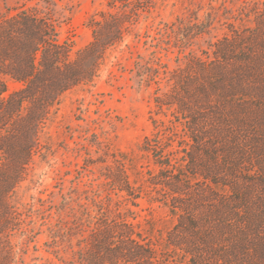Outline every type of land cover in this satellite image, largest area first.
Returning <instances> with one entry per match:
<instances>
[{"label":"trees","instance_id":"obj_1","mask_svg":"<svg viewBox=\"0 0 264 264\" xmlns=\"http://www.w3.org/2000/svg\"><path fill=\"white\" fill-rule=\"evenodd\" d=\"M117 2L120 10L89 18L92 40L73 57L48 17L20 9L0 18V264H264V6L252 25H230L203 56L189 52L175 69L159 57L134 63V75L156 84V105L173 117L140 145L153 164L142 180L145 194L175 218L162 249L127 218L128 209L109 203L110 193L94 194L95 213L62 195L42 217L45 229L22 225L20 216L30 209L22 210L16 187L41 148V132L63 93L93 82L143 1L107 4ZM206 30L205 22L173 23L161 37L185 46ZM9 81L16 88L9 90ZM116 162L106 183L137 205L142 185ZM44 231L46 255L27 261L30 238Z\"/></svg>","mask_w":264,"mask_h":264},{"label":"rangeland","instance_id":"obj_2","mask_svg":"<svg viewBox=\"0 0 264 264\" xmlns=\"http://www.w3.org/2000/svg\"><path fill=\"white\" fill-rule=\"evenodd\" d=\"M107 1L0 0V18L20 9L48 17L58 41L68 46L69 55L73 57L92 40L89 18L99 17L100 11L120 10L119 2L118 8H109ZM142 1L123 41L107 50L93 82L63 93L41 132V148L33 155L24 180L16 187V198L25 205L22 210L30 209L20 216L24 227L45 229L40 225L42 217L54 211L50 208L52 204L63 202L62 195L65 201L71 199L73 205L88 203L95 213L97 207L91 203L94 194L104 198L110 193L109 203L118 204L121 211L128 209L131 216L127 218L162 249L166 231L175 218L160 201L149 200L145 194L148 188L142 185V180L153 164L151 157L140 150V145L145 136L153 137L156 131L169 126L173 117L170 110L156 105L160 92L156 84L141 82L134 75V63L141 58L156 61L159 57L167 69L172 70L186 61L185 55L189 52L203 56L202 51L209 50L212 42L229 33L230 25H252L264 0ZM193 22H205L207 30L190 37L185 46L175 45L174 36L161 37L166 26L179 23L186 27ZM160 85L163 86L164 81ZM16 86L9 81V90ZM166 135L160 132L158 137L166 140ZM174 139L172 146L176 147L178 137ZM117 159L128 167L127 173L136 181L135 185H142L137 205L121 197L122 192L111 190L106 183L104 174L116 169ZM41 204L47 209L44 215L42 210H37ZM46 238L45 231L33 234L27 261H38L46 255ZM15 239L19 240L20 236ZM34 257L36 260H31Z\"/></svg>","mask_w":264,"mask_h":264}]
</instances>
